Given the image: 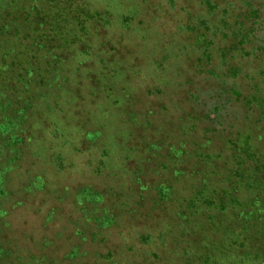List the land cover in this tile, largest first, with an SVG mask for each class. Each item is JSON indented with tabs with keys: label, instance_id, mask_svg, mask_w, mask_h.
Here are the masks:
<instances>
[{
	"label": "rangeland",
	"instance_id": "1",
	"mask_svg": "<svg viewBox=\"0 0 264 264\" xmlns=\"http://www.w3.org/2000/svg\"><path fill=\"white\" fill-rule=\"evenodd\" d=\"M240 1L0 0V264H222L187 205L222 193L226 131L264 140V0L258 25ZM226 7L249 36L220 28L205 57Z\"/></svg>",
	"mask_w": 264,
	"mask_h": 264
},
{
	"label": "trees",
	"instance_id": "2",
	"mask_svg": "<svg viewBox=\"0 0 264 264\" xmlns=\"http://www.w3.org/2000/svg\"><path fill=\"white\" fill-rule=\"evenodd\" d=\"M254 1L259 0H250V1H240L246 2L247 11L249 12V18L253 20V25H258V17L260 9L254 8L252 5ZM249 7V8H248ZM96 12V10H95ZM224 14L226 16L225 21H222V25H217L212 30L211 25L204 26V29L211 31V34L205 35L202 38H197L196 41L199 42L198 45L204 47L203 54L206 56H210V51L208 49V45L213 42L212 38L215 35H219L216 32L222 28V31L226 32L230 31L232 34H239L241 44L245 39L249 36L251 29L248 30L247 33L246 23L244 21H240L237 16H229V7H226L224 10ZM130 18L125 16V22ZM80 26L82 29H80ZM75 27L76 28L75 30ZM75 30L74 38L68 39L71 37L72 30ZM78 31L84 34L87 32L86 29L79 25L76 22V26L74 25L73 28L68 30V38L66 35V39L63 40L64 45H60V48H64V50H68V47L75 46L80 40V34ZM226 38V35L222 33V38ZM228 37V34H227ZM203 40V41H202ZM62 41V39H61ZM68 44V45H67ZM243 46V44H242ZM55 46L50 47L49 49H54ZM59 48V49H60ZM244 48V47H243ZM23 49V47H22ZM27 50V49H26ZM224 56L228 53L225 49H221ZM261 50V48H260ZM219 53V51L217 50ZM245 55H240V59L243 60ZM254 60L258 62V67H264V48L263 52L261 51L260 54L253 55ZM240 65H235L234 68H230L229 71L236 70V67ZM119 67H124L123 64L120 62ZM116 72V71H115ZM261 72V71H259ZM257 73V71H256ZM255 73V74H256ZM117 73H113L112 77L109 79L111 81L116 79ZM255 78V75H252ZM236 91L233 92L234 96ZM239 95V94H237ZM255 97H251L250 101L246 104H251ZM242 110V109H241ZM243 111V110H242ZM247 113L246 111H243ZM262 120H258L256 122V126L261 123ZM208 128V127H207ZM132 132V131H131ZM227 136L225 138L227 142V154L222 155V193L219 191H213V194L210 193L211 186H208V178H203V188L206 190L209 189L210 196H204L203 190L197 191V196H202L203 200L199 199H192L188 202V207L190 209H195L191 214L188 215L187 220L188 225L193 218H197V216L201 210L208 209L209 212L207 214V221L209 224H212L214 227H209L208 233L209 236L205 237L201 234L200 237H204L202 242L209 241L212 238L210 233H216V231H221L222 237V246L218 247V254H222V264H264V140L259 138V134L256 136L252 133H241L240 131L229 132L226 131ZM264 137V136H263ZM182 152V151H181ZM107 152H104V154ZM228 157V158H227ZM177 164V163H176ZM196 172V171H195ZM206 181V182H204ZM172 186L163 187V190L170 192ZM162 190V189H161ZM164 192V191H163ZM212 192V191H211ZM206 205L205 207L200 205ZM185 215L186 213L183 212ZM87 219V218H86ZM198 224V222L194 221V225ZM199 225L204 226V221L200 222ZM208 228V227H205ZM73 234V229H72ZM185 231H182L179 234V237H184ZM220 237V238H221ZM149 236L144 235L142 239L148 240ZM69 242L73 245H70V249L74 248V252L78 251V244L76 241ZM76 245V246H74ZM194 246V245H193ZM192 246V247H193ZM197 250L199 249L198 253L200 252L199 246H196ZM69 249V250H70ZM181 252L187 258L190 256L188 253V249L181 246ZM192 249V248H191ZM193 250V249H192ZM27 253L24 254V259L26 256H30L29 259L35 260L36 264L39 263L40 259H43V264L47 260L48 252L39 253L37 252H30V250H26ZM53 254L60 253L54 249V251L49 252ZM198 253H194V256L198 255ZM61 254V253H60ZM17 255V254H16ZM58 255V254H57ZM73 253L67 252L66 260L65 254H62L60 257V261L55 264H76V256H72ZM19 256V255H18ZM7 257V256H6ZM11 257V256H10ZM63 258V259H62ZM19 258H15V260ZM221 259V258H220ZM219 259V260H220ZM218 260L213 259V255L209 253H205V258L202 260V264H217ZM220 262V261H219ZM48 263L50 264V260L48 259ZM28 264V263H23ZM218 264H221L218 263Z\"/></svg>",
	"mask_w": 264,
	"mask_h": 264
}]
</instances>
